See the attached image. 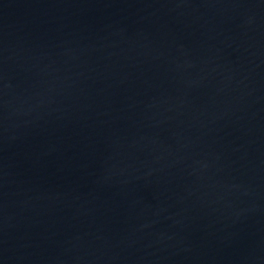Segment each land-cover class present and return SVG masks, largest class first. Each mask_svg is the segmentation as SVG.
I'll return each instance as SVG.
<instances>
[{
    "label": "water",
    "instance_id": "obj_1",
    "mask_svg": "<svg viewBox=\"0 0 264 264\" xmlns=\"http://www.w3.org/2000/svg\"><path fill=\"white\" fill-rule=\"evenodd\" d=\"M0 264H264V0H0Z\"/></svg>",
    "mask_w": 264,
    "mask_h": 264
}]
</instances>
